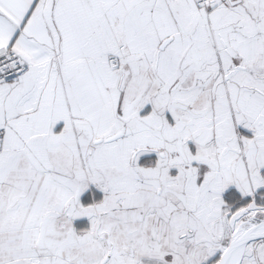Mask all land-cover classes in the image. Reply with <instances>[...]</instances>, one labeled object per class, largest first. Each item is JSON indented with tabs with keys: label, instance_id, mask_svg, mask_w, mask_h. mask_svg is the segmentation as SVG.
Segmentation results:
<instances>
[{
	"label": "snow or ice",
	"instance_id": "obj_1",
	"mask_svg": "<svg viewBox=\"0 0 264 264\" xmlns=\"http://www.w3.org/2000/svg\"><path fill=\"white\" fill-rule=\"evenodd\" d=\"M0 264H264V0H0Z\"/></svg>",
	"mask_w": 264,
	"mask_h": 264
}]
</instances>
